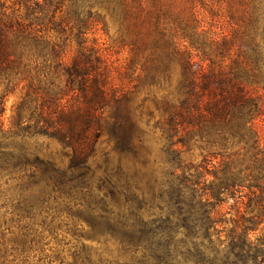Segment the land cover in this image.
Segmentation results:
<instances>
[{"label": "trees", "instance_id": "trees-1", "mask_svg": "<svg viewBox=\"0 0 264 264\" xmlns=\"http://www.w3.org/2000/svg\"><path fill=\"white\" fill-rule=\"evenodd\" d=\"M231 1L236 7L223 14L213 0L174 14L165 0H106L130 37L122 71L86 47L80 15L79 49L66 65L42 30L0 4V181L16 183L9 222L17 226L10 233L0 219V264H264V0ZM16 5L39 8L37 0ZM32 59L55 60L47 67L63 87L40 71L32 76ZM146 87L159 93L152 112L138 100ZM147 128L167 143L170 171L161 181L125 167L143 159ZM35 136L69 150L65 169L14 143ZM101 137L116 167L92 161ZM192 147L206 153L196 165L181 158ZM69 226L73 237L116 247L129 263L83 245L46 255L44 235ZM5 232L14 237L10 251Z\"/></svg>", "mask_w": 264, "mask_h": 264}, {"label": "rangeland", "instance_id": "rangeland-1", "mask_svg": "<svg viewBox=\"0 0 264 264\" xmlns=\"http://www.w3.org/2000/svg\"><path fill=\"white\" fill-rule=\"evenodd\" d=\"M18 0H0V4L5 5L7 9H10L8 13L12 10H19L20 15L27 19V23H31L33 29L43 31V40H47L49 44H54L58 47L61 53L65 52L64 62L65 64H70L76 52L78 51V40H77V27L80 26L76 22V16H79V20L83 23L85 36L81 39L86 41V47H94L100 51V54L108 61L113 62V66L117 70H121L125 67L127 61L132 56V46L130 43V37H128V32L126 30V24H123L119 16L112 17L108 12V4L106 0H86L84 4L77 3L76 0H37L39 3V8L31 6V11H26V9L21 5L18 7L16 2ZM193 0H165L166 4L172 8L174 14L182 11L186 7H190V3ZM205 5H210V0H204ZM223 5L222 10H233L235 3L231 0H213L212 6ZM76 6V9H75ZM60 7V8H58ZM80 7V8H77ZM82 7V9H81ZM207 7V6H206ZM33 9V10H32ZM57 10L55 23L59 24L60 27L55 30H50L55 28L53 25L49 24L51 13ZM209 10V8H205ZM60 11V13L58 12ZM224 12V11H223ZM32 14V15H30ZM223 14V13H222ZM28 15V16H27ZM227 20V18H226ZM63 22V23H61ZM61 33H57L60 32ZM50 47V46H49ZM55 60L48 59L46 63L40 59L34 62L32 59L30 67L36 71H31V75L35 76L36 72L41 73L42 79H48L49 82L55 85H60L63 87L65 79L59 74L53 73L52 69H48L47 66H54ZM45 65V66H44ZM51 70V72H49ZM129 91H132L133 84L129 81L125 84ZM5 90V84H0V94ZM19 94L9 97L6 103V112L3 117L5 130L8 129V120L11 116L12 106L17 104L19 101ZM159 97V93L155 88H143L140 90L138 95L139 102L146 100V107L149 112H152L154 106L152 105V100ZM147 117V115H146ZM145 117V119H146ZM154 124V122H153ZM152 126V122L150 127ZM260 131L263 133L264 137V123L259 124ZM146 137H144V149L142 150L143 159L138 163L133 164V162L126 161V166L130 169H144L147 175H154L160 181L164 178L166 172L170 171L169 154L166 153L167 143L161 138L159 132L152 133L150 128L146 129ZM7 137V136H6ZM7 142L9 143L10 140ZM14 143L17 146H21L33 157H38L41 160L51 162L55 164L60 169H65L68 165V159L66 157L69 154V150H64L63 147L54 140L47 139L44 137H30L26 139H16ZM183 149L181 158L185 163H192L194 165L199 164L206 155L205 152L192 147L190 151ZM107 158L109 167L117 166V157L112 152V145L107 143L105 137H101L97 143L95 149V156L92 161L97 166L102 168L105 166V160ZM124 163V162H123ZM154 178V179H155ZM16 183L8 181L4 178L0 181V219L4 217V221L7 222V228L10 233L15 234L17 230L16 224H11L9 220L13 217V206L10 193L13 192V188ZM1 221V220H0ZM56 224L53 226L55 228ZM79 229V228H76ZM53 230V229H52ZM71 227L62 228L59 231H54V234L49 235L48 233L44 235L46 241L45 254L49 257L55 256H66L68 252L74 247H80L81 245L90 248L92 250L101 249L104 251V255L111 259H117L121 263H129L130 257L123 256L120 254L116 247L111 245H97L95 242L88 241L86 239L78 240L73 237ZM6 233V232H5ZM14 240L13 235L6 233L5 243L6 248L10 251L12 248V241ZM63 253V254H62ZM10 255V254H9ZM11 258H8V262H11ZM15 264H19L18 261Z\"/></svg>", "mask_w": 264, "mask_h": 264}]
</instances>
